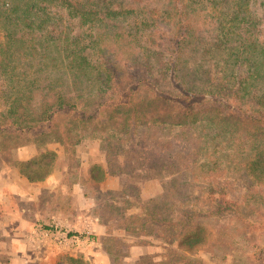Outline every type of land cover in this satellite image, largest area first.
Returning <instances> with one entry per match:
<instances>
[{
  "label": "rangeland",
  "instance_id": "1",
  "mask_svg": "<svg viewBox=\"0 0 264 264\" xmlns=\"http://www.w3.org/2000/svg\"><path fill=\"white\" fill-rule=\"evenodd\" d=\"M115 1L122 5L125 3L127 7L135 9L136 13L131 15L128 22L115 24L118 27L112 32V37H107L108 39L102 44L106 48V55L112 56L120 71L128 66L125 70L132 74L136 83L138 80L156 81L158 89L163 91L162 95L171 100L173 106H181L169 113L165 112L163 118L166 119V124L159 127L156 138L148 145L149 151L156 153L164 149L160 148V144L167 143L176 136L174 139L179 141L177 146L164 149V153L179 155L189 165L187 166L189 170L185 171L187 172L185 178L179 180V185L189 196L192 194L194 202L189 208L195 213V222L203 227L199 232L203 242L199 244L197 254L189 258L191 264H264V118L250 124L238 120L241 112L251 115L261 110L258 101L262 93H253L243 98L242 94L239 96L232 94L236 91V84L233 81L234 86L229 84L228 80L222 82L223 76L228 75L230 69L224 65L227 51L218 46L221 40V26L217 20L229 15L228 13L231 12L229 5L225 7L221 3L214 8L209 0H178L175 8H172L170 0ZM259 4L260 1L253 5L254 17L257 18L258 23L252 30L254 35L247 39L264 43V8H260ZM154 10L157 12L152 13ZM165 12L167 14L173 12L172 17L166 20ZM152 17L156 22L154 26ZM139 20L146 21L148 27L140 25L141 30L135 34L136 28L133 24ZM179 28L182 29V33L178 40L176 37V41L181 42L182 54L181 59L176 61V54L171 47L172 40L169 38H173L174 31H178ZM116 31L121 34L118 38L114 37ZM86 32L89 33L86 27H75L74 35L86 34ZM84 44L88 47L89 40L87 39ZM89 49L88 47L86 53L90 54ZM156 51H160L161 56H154ZM175 64L179 70L176 76L178 81L173 78L174 71L170 70L168 73L161 71L162 65L164 69L165 65L174 67ZM249 67L245 68L249 69ZM52 77L53 81L62 82L59 88L67 99L83 97V100L89 104L97 103L99 100L100 95L94 91L93 83L87 76L74 78L69 69L63 68L53 70ZM221 82L222 88L227 90L216 95ZM257 84L256 82V86ZM96 97L98 98L95 100ZM141 97L143 94H137L135 101L139 103ZM183 107L192 109L194 114L185 117ZM206 110L211 113V117L224 118L222 124L216 126V119L212 123L205 120L203 115ZM100 111L97 122L76 125L72 128L73 131L66 130L64 137L71 139L64 141L65 146L56 141L58 137H63L57 132L39 138L36 144L41 149H46L48 144H53V147L57 144V149L63 152V156L58 161L55 152H44L41 155L49 153L45 159L24 169L26 174L36 177L45 174L48 176L53 170L59 169L58 179L66 182L65 188L61 189L63 191H68V186L73 182L83 184L87 200L94 205L91 209H86L88 224L97 217L96 199L100 194L109 191L101 186L108 178L107 175L100 183L90 180L91 169L95 165L101 166L104 171L108 170L104 149L106 144H103L105 133L108 135L115 133V142L118 139L124 140L125 142L122 143L127 149L134 146L139 157L143 159L140 167L138 158L132 162L138 170L131 173L127 180L130 184L138 186L141 194L142 192L162 194L166 181L161 177H150L158 173L146 175L143 170H139L141 167L144 169L145 157L147 159L146 152L140 148L139 132H136L133 141L130 140L131 131L129 129V133L126 134L122 114L115 115L117 119L106 124L103 120L106 117L105 109L101 108ZM262 115L264 116V113ZM255 117H258V114ZM194 118H198L199 121L192 123ZM180 122H187L186 127L184 124H178ZM255 129L262 131L256 132ZM192 138L194 139L191 140ZM33 140L34 138L28 135L12 136L3 137L0 143L2 148L9 150L30 144ZM156 141L159 143L158 146L154 145ZM48 163L51 165L49 166ZM93 174L100 176L98 171ZM120 177L119 182L114 180L113 186H121L126 181L124 175ZM61 190L56 189L58 193L51 195L47 201L57 208L68 205L71 209L74 208L72 195L59 193ZM218 208L222 210L218 211ZM136 213L138 209L133 208L128 215ZM67 214L71 216L70 222H75L74 212ZM51 225L49 229L67 233L69 241L66 242L70 247L103 249L102 239L94 234L87 235L89 230L82 233L77 227L66 228L55 223ZM114 234L120 241L109 244V247L114 249L110 258L111 264H150L152 259H158L155 255H151L141 257L134 262L129 257L131 246L154 244L162 247V255L168 250V246L153 238L125 237L119 231ZM76 239L78 241L73 242ZM39 241V250H43L39 253L38 264H69L67 257L95 264L83 250L74 253L59 251L61 249L56 248L55 245L60 243L53 237L52 231L43 232Z\"/></svg>",
  "mask_w": 264,
  "mask_h": 264
},
{
  "label": "trees",
  "instance_id": "2",
  "mask_svg": "<svg viewBox=\"0 0 264 264\" xmlns=\"http://www.w3.org/2000/svg\"><path fill=\"white\" fill-rule=\"evenodd\" d=\"M177 1H169L172 8H175ZM209 1L214 8L221 3L225 7L229 5L231 11L224 19H216L221 26L218 46L227 51L224 65L230 69L228 75L223 76L222 82L228 80L232 86L234 82L236 91L232 94H242L243 98L253 93H262L258 101L261 116L258 112L251 115L241 112L238 116L241 122L257 123L264 118V43L251 41L247 37L254 35L252 30L258 23L253 5L260 1V8H264V0ZM135 13V9L127 7L125 3H116L115 0H0V139L28 135L34 138L32 143H36L39 138L57 132L63 137H58L56 141L65 146L64 141L71 139L64 137L65 131H73L76 125L97 122L101 108L105 109L106 117L103 120L106 124L117 119L115 115L122 114L126 134L130 129V140L133 141L136 132H139L140 148L147 155L144 169L141 167L139 170H143L146 175L158 173L150 177H161L166 181L162 194L147 201L142 200L140 188L127 180L131 173L138 170L132 162L138 158L140 167L143 159L134 146L127 149L122 143L124 140L118 139L116 144L115 133H105L103 144H106L104 149L108 170L104 171L101 166L95 165L91 169L90 180L100 183L107 176L121 178L124 175L126 181L119 190L107 191L96 199L95 215L107 229L102 239L103 250L112 258L114 249L109 244L119 242V237L114 233L122 231L125 236L149 237L168 246L166 254L161 255V261L152 259L150 264H180V261L191 264L189 258L197 254L199 244L203 242L199 234L203 227L195 222V213L189 208L194 202L192 194L189 196L179 185L189 165L179 155L164 153V149L177 146L179 141L174 139L176 136L160 144V148L164 149L156 153L149 151L148 145L156 138L159 127L166 124L163 118L165 112L169 113L181 106H173L171 100L162 95L163 91L158 89L156 81L138 80L136 83L132 74L125 70L128 66L120 71L112 56H107L106 48L102 46L118 27L115 24L128 22ZM172 14L165 12L166 20ZM144 20L133 24L135 34L141 30L140 25L148 27ZM152 22L154 26V17ZM75 27H86L89 33L74 35ZM174 32L175 35L169 40H172L171 47L178 61L181 59L182 46L176 37L178 40L182 29ZM120 36L119 32L114 33V37ZM87 39L90 42V54L86 53L88 47L84 44ZM155 55L161 56V52L156 51ZM246 66H250L249 69ZM63 68L69 69L74 78L87 76L91 79L94 91L100 95L97 103H86L83 97L67 99L64 96L59 88L62 82L53 81L52 77L53 70ZM163 70L167 73L174 71L173 78L178 81L177 64L174 67L165 65L164 69L162 65ZM222 82L216 95L227 90L222 88ZM137 94H143L139 103L135 101ZM182 110L185 117L194 114L190 108L183 107ZM256 114L258 117H255ZM203 116L209 123L216 119V116L211 117L208 110ZM223 120L217 118L215 125H221ZM197 121L198 118L192 119V123ZM178 124L186 127L187 122ZM154 145L158 146L159 143L156 141ZM48 154L24 164V169L41 162ZM95 171L100 176H95ZM46 177V174L39 177L28 174L32 181H41ZM133 208L138 209V213L128 215ZM67 258L69 264H88L82 259Z\"/></svg>",
  "mask_w": 264,
  "mask_h": 264
},
{
  "label": "crops",
  "instance_id": "3",
  "mask_svg": "<svg viewBox=\"0 0 264 264\" xmlns=\"http://www.w3.org/2000/svg\"><path fill=\"white\" fill-rule=\"evenodd\" d=\"M46 146V149H41L36 143H30L8 150L2 148L0 143V264H38L39 253L43 250H39V237L43 235L41 229H49L48 227H52L51 224L54 223L64 225L66 228L77 227L82 233L89 230L87 235L94 234L99 239L106 236L107 229L100 224L97 217H94L92 223H87L86 209H91L94 205L87 200L83 184L73 182L68 186V191L61 190L65 188L66 182L58 179L59 169L53 170L41 181H32L28 178L23 165L37 160L42 153L53 151L58 156V161L61 160L63 152L57 149V144L56 147H53V144ZM114 180L119 182L120 178L108 176L101 186L109 191H117L121 186H113ZM58 188L61 190L59 193L72 195L74 208L71 209L69 205L57 208L47 201L51 195L58 193L59 190L56 192ZM158 194L142 192L141 198L148 200ZM72 212L75 219L73 223L70 222L71 216L67 214ZM119 232L125 236V233ZM55 247L61 249L59 251L71 253L83 250L95 264H111L110 257L100 247L89 250L70 247L69 243ZM162 250V247L154 244L131 246L129 257L135 262L141 257L155 255L158 259L154 261L159 262Z\"/></svg>",
  "mask_w": 264,
  "mask_h": 264
},
{
  "label": "built area",
  "instance_id": "4",
  "mask_svg": "<svg viewBox=\"0 0 264 264\" xmlns=\"http://www.w3.org/2000/svg\"><path fill=\"white\" fill-rule=\"evenodd\" d=\"M44 229L43 232L44 233H49L52 231V234H53V237H55L60 244H63V243H67L66 241H69V236L67 235V233H64L63 231L61 230H54L53 229H45V228H42ZM42 229H41V232H42ZM42 232V234H43ZM78 240H74L73 242H77Z\"/></svg>",
  "mask_w": 264,
  "mask_h": 264
}]
</instances>
